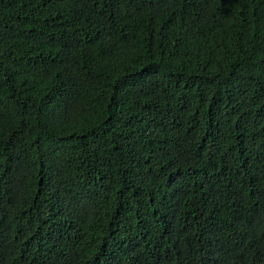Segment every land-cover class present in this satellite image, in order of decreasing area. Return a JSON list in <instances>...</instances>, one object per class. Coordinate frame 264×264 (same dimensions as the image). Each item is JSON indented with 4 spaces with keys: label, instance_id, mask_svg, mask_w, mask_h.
Here are the masks:
<instances>
[{
    "label": "trees",
    "instance_id": "1",
    "mask_svg": "<svg viewBox=\"0 0 264 264\" xmlns=\"http://www.w3.org/2000/svg\"><path fill=\"white\" fill-rule=\"evenodd\" d=\"M0 264H264V0H0Z\"/></svg>",
    "mask_w": 264,
    "mask_h": 264
}]
</instances>
